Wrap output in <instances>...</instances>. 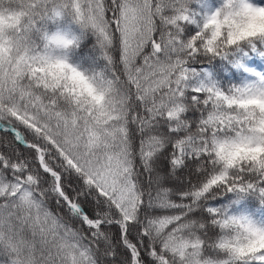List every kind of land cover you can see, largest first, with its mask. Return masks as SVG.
<instances>
[{
    "label": "snow or ice",
    "instance_id": "snow-or-ice-1",
    "mask_svg": "<svg viewBox=\"0 0 264 264\" xmlns=\"http://www.w3.org/2000/svg\"><path fill=\"white\" fill-rule=\"evenodd\" d=\"M0 264H264V0H0Z\"/></svg>",
    "mask_w": 264,
    "mask_h": 264
}]
</instances>
